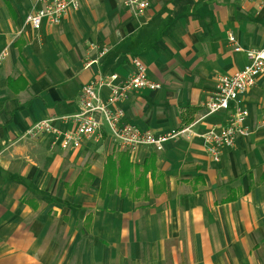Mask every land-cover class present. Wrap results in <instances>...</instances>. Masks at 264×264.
<instances>
[{
    "label": "crops",
    "instance_id": "obj_1",
    "mask_svg": "<svg viewBox=\"0 0 264 264\" xmlns=\"http://www.w3.org/2000/svg\"><path fill=\"white\" fill-rule=\"evenodd\" d=\"M149 1L135 15L123 0H81L35 30L33 0H0V264H264V74L230 111L205 107L218 77L264 46V1ZM135 58L162 87L121 104L129 121L205 131L243 107L250 135L220 161L200 139L133 158L108 138L53 149L51 134L25 135L42 119L70 128L61 117L78 112L82 86L128 78Z\"/></svg>",
    "mask_w": 264,
    "mask_h": 264
},
{
    "label": "built area",
    "instance_id": "obj_2",
    "mask_svg": "<svg viewBox=\"0 0 264 264\" xmlns=\"http://www.w3.org/2000/svg\"><path fill=\"white\" fill-rule=\"evenodd\" d=\"M33 1V10L27 15L25 24L35 30L40 29L44 21L58 25L68 11L81 7V0ZM123 3L135 15H142L150 6L149 0H123ZM230 41L236 44V37L231 35ZM235 49L239 51L241 47L236 46ZM108 51V48L102 49L98 52V59L87 60L86 65L97 62ZM4 55L6 53H3ZM246 55L248 61L242 69L218 77L216 91L205 105L208 114L230 111L231 102L253 88L258 78L264 74V46L248 49ZM3 56L0 57V62ZM133 64L135 70L126 79H121L117 73L101 74L82 86L78 112L61 117L63 123L72 125L70 128H60L55 119H42L32 124L25 135L39 138L51 134L53 149L57 146L62 149H79L108 138L114 147L128 152L133 158L143 147L163 149L167 142L181 137L187 140L200 139L215 161H220L223 149L234 148L240 137L250 135L251 129L246 124L249 111L243 107L232 110L225 125L213 126L205 131H197L194 125L173 128L159 135L152 130L141 129L127 119L121 104L133 92L143 89L156 90L162 85L149 77L147 67L141 59H133ZM105 90L108 91L106 96ZM263 124L264 118L261 122V125Z\"/></svg>",
    "mask_w": 264,
    "mask_h": 264
},
{
    "label": "rangeland",
    "instance_id": "obj_3",
    "mask_svg": "<svg viewBox=\"0 0 264 264\" xmlns=\"http://www.w3.org/2000/svg\"><path fill=\"white\" fill-rule=\"evenodd\" d=\"M21 32V31H20ZM18 34H19V32H18ZM96 145H98V144H96ZM50 147H51V142H50Z\"/></svg>",
    "mask_w": 264,
    "mask_h": 264
},
{
    "label": "trees",
    "instance_id": "obj_4",
    "mask_svg": "<svg viewBox=\"0 0 264 264\" xmlns=\"http://www.w3.org/2000/svg\"><path fill=\"white\" fill-rule=\"evenodd\" d=\"M123 154H127V153L125 152V153H123Z\"/></svg>",
    "mask_w": 264,
    "mask_h": 264
}]
</instances>
